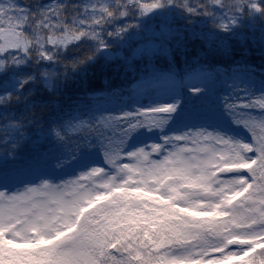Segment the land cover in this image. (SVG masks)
Here are the masks:
<instances>
[{"label": "snow or ice", "instance_id": "obj_1", "mask_svg": "<svg viewBox=\"0 0 264 264\" xmlns=\"http://www.w3.org/2000/svg\"><path fill=\"white\" fill-rule=\"evenodd\" d=\"M168 5L221 29L264 17V0H0V104L27 101L32 89L20 91L29 81L50 87L55 73L42 62L66 70L95 54L62 59L72 43L90 37L105 48V31L122 34ZM24 65L38 71L18 74ZM177 103L47 129L63 145L55 166L5 181L12 190L0 186V264H264V93L225 104L249 138L190 128L127 147L141 126L164 129ZM35 119L31 103L18 119L5 113L18 134L3 137L0 155H14Z\"/></svg>", "mask_w": 264, "mask_h": 264}, {"label": "trees", "instance_id": "obj_2", "mask_svg": "<svg viewBox=\"0 0 264 264\" xmlns=\"http://www.w3.org/2000/svg\"><path fill=\"white\" fill-rule=\"evenodd\" d=\"M40 2L45 3L47 0H40ZM107 2L112 4L116 0H107ZM186 15L185 11L176 12L173 15L176 23L183 25L181 34L166 33L158 38L165 42L160 46L159 55L155 57L162 68H171L177 74H181L202 67L211 71L214 74V80L222 84L223 78L233 80L239 77L238 66H242L240 70L244 73L252 70L260 80V77L264 75L260 71L264 67V17L259 13L242 16L238 18L236 26L231 25L228 29H221L210 16L189 14V18H195V20L185 21L194 29L190 30L185 27L184 21L179 20L184 19ZM173 18H163L161 23L174 25L176 23L172 22ZM122 19L117 22L121 23ZM153 24L157 25L159 22L157 24L149 22L147 25L138 22L116 36H109L105 31V43L113 49L122 48L129 53L137 45L132 40L125 44L124 39L128 36L126 31L129 30L136 35L142 34L141 40L144 41L149 37L148 32ZM234 27L236 29L232 30ZM198 30H202L200 36L194 32ZM154 40L156 39L153 38ZM89 50L94 51L95 54L75 68L67 66L65 70V65L62 63L42 62L44 67L51 68L55 73L51 77V86L42 82L29 81L20 91V96L23 98L25 93L32 89V94L27 101L21 99L11 101L6 106L0 104L2 105L0 108V144L3 143L4 136L11 137L18 134H15L16 130L5 126V113L12 119H18L28 103H31L37 110V119L32 124L25 125L27 135L21 147L15 151L13 156L5 155L6 157L1 158L3 155H0V175H6L13 168L29 164L32 159L48 165L55 164L63 153V151H58L63 149V145L58 143L57 138L51 132L46 131L47 129H50L53 124L65 130L66 124L77 120L95 121L100 115L107 113L106 102L110 96L114 98L125 91H132L130 83L147 74L140 71L139 66L123 60L107 61L100 55L99 49H96V41L90 37H83L72 43L60 52V56L62 59L70 60L83 56ZM132 60L139 65V61L134 57ZM33 71H38V69H33L30 65L21 66L18 74ZM246 78L257 82L256 78L250 75ZM145 90L147 95L143 94L144 92L139 93L138 100L142 102H146L151 96L149 94L152 92L151 89L146 88ZM95 92H102V98L95 99L96 97L93 96ZM184 99H188L187 93ZM42 106L43 110H41ZM37 125L41 126L37 127ZM46 149L47 151H44Z\"/></svg>", "mask_w": 264, "mask_h": 264}, {"label": "rangeland", "instance_id": "obj_3", "mask_svg": "<svg viewBox=\"0 0 264 264\" xmlns=\"http://www.w3.org/2000/svg\"><path fill=\"white\" fill-rule=\"evenodd\" d=\"M149 43L147 46H141L139 48V51L143 50H149L150 48H155V43L153 45ZM146 51V52H147ZM178 78V79H177ZM181 79V80H180ZM211 75L205 73L203 70H196L192 73H188L182 76V78L174 77L172 74L163 72L160 74L154 73L153 76L150 77L147 81L151 84V87L153 88L154 93V99L151 102H148L146 104L137 103L134 101L133 107H131L128 110V112H133L132 109L138 110L142 107H155L159 104L164 103H175L176 101L180 102V99L182 97V87H186L191 92L195 93V96L197 97L196 101L200 103H204L206 105H209L211 107H215V104H211V96H213L212 92V86L206 87L204 85H207V83L210 81ZM226 84V83H225ZM229 89H231V86H227ZM243 87V88H250ZM264 88V83L262 86L258 87L257 89L261 92ZM227 91V90H226ZM233 92V91H232ZM240 95L245 97L248 96V93L246 91H239ZM224 94H228V92H225L223 90ZM228 98L232 97L229 93ZM176 104V108L167 113L169 116V119L164 127V129L159 128H147L146 126H141L137 129H135L131 135L128 138L127 141V147L133 148L137 147L141 144H148L149 142H159L161 140V137L163 135H168L172 133H182L187 131L188 129H195V128H208L210 130H218L222 132H226L230 135L240 136L244 138H249V133L247 129L243 127V125H239L235 123V121L232 119V117L228 116H221L219 114V110L216 111H209V109L206 108H200V106H196L195 108H186L187 105L184 103ZM244 112H251L259 115L258 110L254 108H241ZM241 111V112H242ZM118 115V114H116ZM93 154L95 155V158L97 160H102V157L100 156L98 149H92L91 150ZM3 158V157H1ZM122 162H128L126 160ZM34 167H40V163H33L31 165ZM73 167L72 163L67 164L64 168H62L60 171L64 170H70ZM30 171L25 172L24 174H19L13 179H9L10 181H14L15 179H18L26 174H28ZM2 187H8L9 190H12L17 185L15 183H2L0 184Z\"/></svg>", "mask_w": 264, "mask_h": 264}, {"label": "water", "instance_id": "obj_4", "mask_svg": "<svg viewBox=\"0 0 264 264\" xmlns=\"http://www.w3.org/2000/svg\"><path fill=\"white\" fill-rule=\"evenodd\" d=\"M104 52L106 53V54H108V55H111V53H109L108 51H106V50H104Z\"/></svg>", "mask_w": 264, "mask_h": 264}]
</instances>
